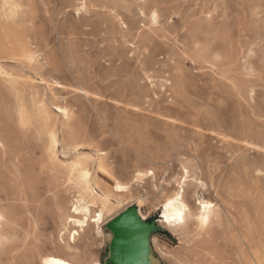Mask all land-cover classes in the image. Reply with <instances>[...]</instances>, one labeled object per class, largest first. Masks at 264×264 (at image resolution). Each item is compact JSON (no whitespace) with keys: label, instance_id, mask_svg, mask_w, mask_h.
Listing matches in <instances>:
<instances>
[{"label":"rangeland","instance_id":"374dc122","mask_svg":"<svg viewBox=\"0 0 264 264\" xmlns=\"http://www.w3.org/2000/svg\"><path fill=\"white\" fill-rule=\"evenodd\" d=\"M24 8L27 31H20L32 36L48 83L16 60L0 64L35 79L50 104L72 107L74 125L91 141L80 152L105 153L112 175L97 171L99 180L130 191L110 219L136 206L156 220L157 264H264V0H26ZM112 40L129 41L119 46L122 60L112 59ZM4 90L0 81V132L20 134L17 104ZM30 146L38 161L42 144ZM58 151L66 161L77 154L60 152L61 143ZM184 166L187 201L196 204L197 191L216 204L219 217L206 231L191 222L175 234L159 222ZM139 171L145 175L136 179ZM34 176L29 203L13 173L2 180V197L14 203L17 264L32 251L31 264H41L40 255H68L60 214L76 187L54 188L38 166ZM200 180L205 188L196 187ZM111 238L106 224L101 235L81 233L76 247L85 260L78 262L102 264Z\"/></svg>","mask_w":264,"mask_h":264},{"label":"bare ground","instance_id":"6f19581e","mask_svg":"<svg viewBox=\"0 0 264 264\" xmlns=\"http://www.w3.org/2000/svg\"><path fill=\"white\" fill-rule=\"evenodd\" d=\"M25 1L1 0L0 60L3 58L16 60L41 75V81L48 83L42 74L44 65L37 59V51L29 46L27 38L32 36L20 31L21 28L27 31L23 25ZM158 17L156 11L150 15L154 23L158 22ZM111 42H113L111 43L112 59L122 60L123 53L119 50V46H124L129 41L112 40ZM44 43L47 47L48 43L46 41ZM48 58L45 53L44 59L53 65ZM0 81L8 99L14 100L17 104L15 119L21 129L20 134L6 130L0 132V264H17V250L20 249V245L15 240L14 203L11 197L7 195L6 198L2 197V180L6 175L13 173L21 199L29 203L26 194L28 190L34 189L36 166L39 167L40 175L51 177L54 188H60L65 182L72 183L76 187L70 207L63 209L60 214L64 225L59 233V242L60 247L68 255H40V262L41 264H82L78 260L84 261L85 253L80 252L76 247L81 233L93 230L97 235H101L104 225L114 214L115 206L123 204L129 187L117 182L110 188L99 180L97 171L112 175L109 163L104 156L105 153H101L100 150H96V155L79 151L90 145L91 141L87 134L80 132L74 125V111L71 106L50 104L47 97L38 90L35 79L14 74L6 70L2 64H0ZM81 90L85 88L82 87ZM52 106H56V109ZM36 142L42 144L43 150L41 158L32 162L34 153L30 145ZM60 143L62 146L60 152L67 154L66 151L73 150L77 154L68 161L60 159L58 151ZM26 149H29V152H25ZM144 175V172L139 171L135 178L141 179ZM189 178L190 170L184 166L183 179L178 181V189L167 195L162 203L159 222L175 234L187 229L191 222L206 231L216 214V204L197 191L194 192L196 204L187 201L185 185L191 181ZM196 187L205 188L206 184L200 180L196 182ZM34 201L38 202V199ZM95 207H98L96 211ZM58 208L61 210L59 205ZM27 210L30 212V207ZM139 213L141 214L140 209ZM215 216L219 217L217 214ZM30 217L32 221H36V216L31 212ZM142 218L146 219L143 216ZM35 256L36 253L30 252L26 256L27 264L34 262ZM70 256L76 257L77 260ZM93 264H101V262L95 261ZM145 264L149 262L145 260Z\"/></svg>","mask_w":264,"mask_h":264},{"label":"water","instance_id":"95a60500","mask_svg":"<svg viewBox=\"0 0 264 264\" xmlns=\"http://www.w3.org/2000/svg\"><path fill=\"white\" fill-rule=\"evenodd\" d=\"M112 233L108 254L102 264H157L151 236L160 230L156 220L143 219L136 206H130L106 223Z\"/></svg>","mask_w":264,"mask_h":264}]
</instances>
